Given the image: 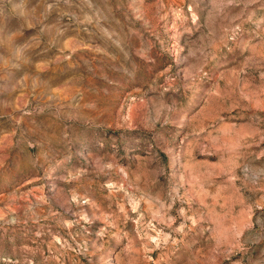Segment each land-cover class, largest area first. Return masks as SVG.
<instances>
[{
    "label": "rangeland",
    "instance_id": "374dc122",
    "mask_svg": "<svg viewBox=\"0 0 264 264\" xmlns=\"http://www.w3.org/2000/svg\"><path fill=\"white\" fill-rule=\"evenodd\" d=\"M0 264H264V0H0Z\"/></svg>",
    "mask_w": 264,
    "mask_h": 264
}]
</instances>
